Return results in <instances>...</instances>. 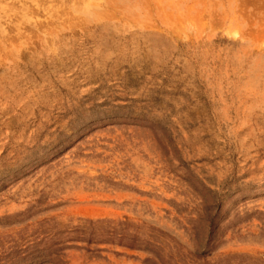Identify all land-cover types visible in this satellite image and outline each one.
Segmentation results:
<instances>
[{
    "label": "rangeland",
    "instance_id": "1",
    "mask_svg": "<svg viewBox=\"0 0 264 264\" xmlns=\"http://www.w3.org/2000/svg\"><path fill=\"white\" fill-rule=\"evenodd\" d=\"M0 264H264V0H0Z\"/></svg>",
    "mask_w": 264,
    "mask_h": 264
},
{
    "label": "trees",
    "instance_id": "2",
    "mask_svg": "<svg viewBox=\"0 0 264 264\" xmlns=\"http://www.w3.org/2000/svg\"><path fill=\"white\" fill-rule=\"evenodd\" d=\"M95 222H91V224H94ZM94 229V228H92ZM120 230L119 234L120 235H117L116 231ZM106 235H110L112 238H115V237H119V241L122 240L125 241L126 240V227L125 228H120V229H116V228H111V230H107ZM151 240H155L153 239V237L150 236V238L148 240H144L143 244H145V246H148V247H151L152 246V243H151ZM89 242V241H88ZM140 242V239L137 238V236H132L130 237V241L128 242V247L129 248H133L136 244H139V245H142V243H138Z\"/></svg>",
    "mask_w": 264,
    "mask_h": 264
}]
</instances>
